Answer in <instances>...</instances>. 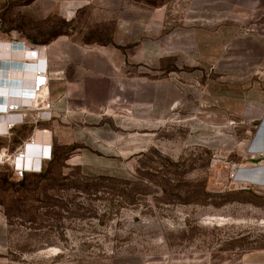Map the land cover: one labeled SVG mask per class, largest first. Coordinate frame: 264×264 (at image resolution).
I'll return each mask as SVG.
<instances>
[{
    "label": "rangeland",
    "instance_id": "374dc122",
    "mask_svg": "<svg viewBox=\"0 0 264 264\" xmlns=\"http://www.w3.org/2000/svg\"><path fill=\"white\" fill-rule=\"evenodd\" d=\"M198 1L184 0L189 24L204 23L193 22L197 13L210 17L220 4L215 25L231 24L233 38L203 67L187 68L166 133L127 158H92L86 150L81 165L69 145V163L62 152L40 174L19 178L0 166L8 222L2 257L10 264H239L264 249V178L250 179L264 176V153L253 148L264 142V103L247 99L264 100V0ZM67 2L0 0V41L45 45L71 28L85 34L83 42L104 41L112 29L105 14L86 11L75 25ZM187 45L197 51L194 38ZM240 167H249L247 182Z\"/></svg>",
    "mask_w": 264,
    "mask_h": 264
},
{
    "label": "crops",
    "instance_id": "0c3cea01",
    "mask_svg": "<svg viewBox=\"0 0 264 264\" xmlns=\"http://www.w3.org/2000/svg\"><path fill=\"white\" fill-rule=\"evenodd\" d=\"M184 3L176 0L149 6L135 0H69V22L84 23L83 14L95 10L105 14L112 29L101 34L104 41L87 43L80 40L85 34L71 28L69 36L38 45L40 52L27 56L29 66L23 60L11 71L0 86V105L22 107L31 104L25 94L31 91L32 68L47 65L53 74L47 97L52 119L43 120L29 112L7 134L0 133V150L15 151L33 138L35 145L28 146V157L17 159V163L38 167L49 162L43 157L51 150L53 159L67 152L69 163V145H73L81 153L79 164L85 165L86 150L92 158L132 157L148 146L154 135L166 133L176 110L172 105L182 99L178 87L187 79V68L203 67L204 60L217 53V47L233 38L231 24L215 25L223 20L220 4L213 5V16L197 13L193 22L204 23L193 25L183 12ZM191 37L197 43L196 52L187 45ZM227 74L225 82L229 84L231 73ZM215 86L216 79L206 90ZM224 90L228 104L232 102L229 89ZM247 99L264 103L260 98ZM226 109L229 107L223 111ZM0 114L13 117L16 113ZM3 124L0 120V132L6 129ZM256 142L253 147H264V142ZM7 230V217L0 206V264H10L9 257H2L8 248ZM239 264H264V249L243 254Z\"/></svg>",
    "mask_w": 264,
    "mask_h": 264
},
{
    "label": "built area",
    "instance_id": "2783aa9c",
    "mask_svg": "<svg viewBox=\"0 0 264 264\" xmlns=\"http://www.w3.org/2000/svg\"><path fill=\"white\" fill-rule=\"evenodd\" d=\"M201 4H197V6H200ZM11 44V46L14 48L15 46H19L16 52H24L22 54L28 55L29 53H39L40 47L38 45H33L30 43H27L25 41L16 40V41H7ZM28 57L26 56L25 65L29 66V63H31ZM6 59L3 57V55L0 52V74L6 71ZM33 70V81L31 85V91L25 94L26 98H30L31 104L30 105H21L22 107L11 105V108L9 110H6L5 113L12 114L15 112L16 114L13 115V117H4V114H0L1 122H4V128L5 130L1 131L0 133H8V129L14 126L18 121H23V119L27 116L29 112L33 113L35 112L38 118H41L43 120H50L52 119L51 114V107L47 103V97L49 95V87H50V81L53 77V74L49 72L47 65L44 66H37L32 68ZM55 76L58 75V73H54ZM181 91L184 90V86L180 85ZM179 105H176L178 107ZM6 125V126H5ZM212 130L214 132H219V127L212 126ZM205 142H209L210 139L204 140ZM30 145H35V140L33 138H30L26 143H24L20 148H18L15 151L10 152L7 149H1L0 150V166L4 164H8L10 168L12 169L15 176L22 178L27 173H42L44 170V165H40L38 167H35L34 165L31 167L18 165L17 159L24 160L28 157L27 154V148ZM45 161H52L53 154L52 150L50 151L48 156L43 157ZM17 264H25V263H17Z\"/></svg>",
    "mask_w": 264,
    "mask_h": 264
},
{
    "label": "bare ground",
    "instance_id": "6f19581e",
    "mask_svg": "<svg viewBox=\"0 0 264 264\" xmlns=\"http://www.w3.org/2000/svg\"><path fill=\"white\" fill-rule=\"evenodd\" d=\"M18 47L19 46H15L14 48L11 46V44L10 43H8L7 41H0V52H1V54L3 55V57H5V59L7 60L6 61V63H8L9 64V67H6L7 69H9L10 71H8L7 69H6V74H4V75H1L0 74V79H2L1 80V83H0V86H4V85H2V83L4 82V81H6V80H4V79H6V78H8V77H10L9 75L11 74V71H13L14 70V68H18L21 64H22V61L24 60V59H26V56H28V55H30L31 53H29L28 55H25V54H22V53H24V52H16V50L18 49ZM44 49V48H43ZM32 57H34V56H32ZM28 61V60H27ZM25 65V64H24ZM25 69V68H24ZM5 72H3V73H5ZM18 74H19V72H18ZM24 79V78H23ZM5 85H7V84H5ZM23 86V85H22ZM7 87V86H6ZM8 89V88H7ZM9 94V93H8ZM1 95V94H0ZM9 97V96H8ZM1 98V97H0ZM4 98V97H3ZM4 100V99H3ZM10 103V102H9ZM13 103V102H12ZM27 104V103H26ZM9 106V107H8ZM9 108H11V104H9V105H7L6 107L4 106V105H0V112H5L6 110H9ZM2 125V124H1ZM254 148V150L256 151V152H254V153H259V154H261V153H264V147L262 146V145H260L259 147H253ZM45 155V154H44ZM49 154H47V156H48ZM261 167H263L264 168V164H262L261 165ZM262 168V169H263ZM253 169H255L254 167H253ZM262 169L260 168V167H257V169H256V171L257 172H259V171H262ZM240 171V173H239V175L238 176H240V178L242 179L241 181H244V182H247V180H245L243 177H246V173L248 172L249 173V167H240V169H239ZM252 171V170H251ZM250 171V172H251ZM254 172H256L255 170H253ZM244 172H246V173H244ZM247 173V174H248ZM238 174V173H237ZM256 178H254L253 176H251L250 177V179H256L255 181H257V180H260V181H257L256 183H258V182H261L262 183V180H264V179H262L261 180V178H264V176H262V175H260L259 173H254L253 174ZM264 175V174H263ZM248 176H249V174H248ZM248 176H247V178H248ZM264 182V181H263ZM263 184V183H262ZM260 185V184H259ZM213 219V218H212Z\"/></svg>",
    "mask_w": 264,
    "mask_h": 264
},
{
    "label": "trees",
    "instance_id": "16d2710c",
    "mask_svg": "<svg viewBox=\"0 0 264 264\" xmlns=\"http://www.w3.org/2000/svg\"><path fill=\"white\" fill-rule=\"evenodd\" d=\"M30 44H33V45H39V44H34V43H30ZM46 45V44H45ZM54 160V159H53ZM65 160H67V157H65ZM8 170H10L9 168H8ZM44 171V170H43ZM12 174H14L13 173V171H12V169L10 170V176H12ZM28 174H36V173H27V174H25V175H28ZM40 174V173H39ZM24 175V176H25Z\"/></svg>",
    "mask_w": 264,
    "mask_h": 264
}]
</instances>
